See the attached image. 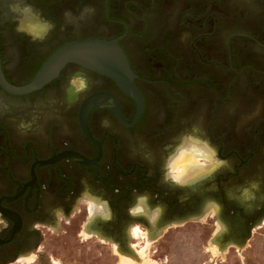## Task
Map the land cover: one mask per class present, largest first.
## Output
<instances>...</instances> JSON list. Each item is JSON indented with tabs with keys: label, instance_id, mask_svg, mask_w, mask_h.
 <instances>
[{
	"label": "flooded vegetation",
	"instance_id": "1",
	"mask_svg": "<svg viewBox=\"0 0 264 264\" xmlns=\"http://www.w3.org/2000/svg\"><path fill=\"white\" fill-rule=\"evenodd\" d=\"M90 40L121 49L138 116L111 79L76 64L26 94L0 84V264L38 262L59 223L79 243L120 251L142 244L133 227L153 243L206 218L233 247L264 231V0H0L10 86L60 46ZM191 148L201 165L176 178L172 163Z\"/></svg>",
	"mask_w": 264,
	"mask_h": 264
},
{
	"label": "rangeland",
	"instance_id": "2",
	"mask_svg": "<svg viewBox=\"0 0 264 264\" xmlns=\"http://www.w3.org/2000/svg\"><path fill=\"white\" fill-rule=\"evenodd\" d=\"M200 156L203 157L202 154ZM200 156L198 160L202 158ZM201 162L198 161V166ZM172 166L173 169L174 165ZM175 171V177H181L178 170ZM94 206L93 203L88 206L90 216L93 214ZM207 224L209 220L202 218L198 223H187L181 228L170 227L153 243H150L145 234L143 238H136L134 241L137 245L142 241L137 248L120 251L92 240L79 243L74 237V226L59 223V230L55 236L51 241L44 243L45 254H41L38 262L33 264H125L120 260H125L127 255L134 256V264H264L263 230H255L245 245L233 247L228 243L219 245L218 241L214 240L215 235L221 233L217 222L212 230ZM134 228L137 227L132 228L131 236ZM82 237L86 238L84 232ZM124 253L126 257L123 258ZM31 261L29 263L23 261L20 264H31Z\"/></svg>",
	"mask_w": 264,
	"mask_h": 264
},
{
	"label": "water",
	"instance_id": "3",
	"mask_svg": "<svg viewBox=\"0 0 264 264\" xmlns=\"http://www.w3.org/2000/svg\"><path fill=\"white\" fill-rule=\"evenodd\" d=\"M70 63L89 68L111 79L115 86L134 100L137 107L134 118L138 116L141 101L138 92L131 85L134 75L121 49L113 42L90 40L66 43L47 57L34 77L26 84L18 87L10 86L4 82L1 75L0 84L11 94H26L48 83L57 76L64 65ZM91 105L82 112V120L85 119Z\"/></svg>",
	"mask_w": 264,
	"mask_h": 264
},
{
	"label": "bare ground",
	"instance_id": "4",
	"mask_svg": "<svg viewBox=\"0 0 264 264\" xmlns=\"http://www.w3.org/2000/svg\"><path fill=\"white\" fill-rule=\"evenodd\" d=\"M21 28L22 29H26V31H29L31 33H34V31L36 30V28L32 25L30 19L23 17L21 20ZM193 149V148H192ZM184 150L182 153H180L179 157H177V159L174 161V163L172 165H174V170H178V175L182 176H188V175H192V173H194V169L195 168H199L198 166V157L200 156V152L196 149L193 150ZM182 151V150H181ZM202 157V156H200ZM173 167V166H172ZM202 167V166H201ZM203 171V170H202ZM176 172V171H175ZM197 172V171H196ZM202 173V172H201ZM194 175V174H193ZM199 175V174H198ZM195 177V176H194ZM189 179V178H188ZM182 181V180H181ZM93 213V212H92ZM222 232V231H220ZM220 233H218L217 235H219ZM217 235H215L214 240L216 239ZM135 238H143L142 236H145V233H142L138 227L135 229H133V235ZM215 251V250H214ZM129 253V252H128ZM121 254V253H120ZM125 255V256H124ZM123 258L126 257V254L124 253ZM128 259L125 258V260H120L122 263L125 264H134V256L132 255H127ZM141 256H143V254H141ZM31 260H27L26 263H29ZM136 264V263H135Z\"/></svg>",
	"mask_w": 264,
	"mask_h": 264
},
{
	"label": "clouds",
	"instance_id": "5",
	"mask_svg": "<svg viewBox=\"0 0 264 264\" xmlns=\"http://www.w3.org/2000/svg\"><path fill=\"white\" fill-rule=\"evenodd\" d=\"M73 86L77 88V91H83L86 90L87 88V78L84 75H77L76 77L73 78ZM208 161L209 162H214L216 164H223L225 162L223 161H218L216 160L215 156L213 153H209L208 155ZM102 209H97V211H101Z\"/></svg>",
	"mask_w": 264,
	"mask_h": 264
}]
</instances>
